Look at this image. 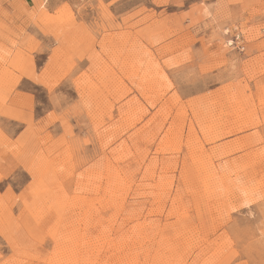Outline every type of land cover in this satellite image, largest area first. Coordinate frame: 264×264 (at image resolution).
Instances as JSON below:
<instances>
[{
    "label": "rangeland",
    "instance_id": "rangeland-1",
    "mask_svg": "<svg viewBox=\"0 0 264 264\" xmlns=\"http://www.w3.org/2000/svg\"><path fill=\"white\" fill-rule=\"evenodd\" d=\"M0 264H264V0H0Z\"/></svg>",
    "mask_w": 264,
    "mask_h": 264
},
{
    "label": "bare ground",
    "instance_id": "bare-ground-1",
    "mask_svg": "<svg viewBox=\"0 0 264 264\" xmlns=\"http://www.w3.org/2000/svg\"><path fill=\"white\" fill-rule=\"evenodd\" d=\"M254 123H255V122H254ZM250 125H251V124H250ZM249 135H250V134H249ZM249 135H248V136H249ZM243 161H244V160H243ZM217 182H218V181H217ZM219 185H220V184H219ZM180 194H181V193H180ZM106 206H107V205H106ZM107 242H108V241H107Z\"/></svg>",
    "mask_w": 264,
    "mask_h": 264
},
{
    "label": "built area",
    "instance_id": "built-area-1",
    "mask_svg": "<svg viewBox=\"0 0 264 264\" xmlns=\"http://www.w3.org/2000/svg\"><path fill=\"white\" fill-rule=\"evenodd\" d=\"M239 37V35H236V38H238Z\"/></svg>",
    "mask_w": 264,
    "mask_h": 264
}]
</instances>
